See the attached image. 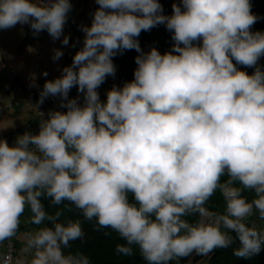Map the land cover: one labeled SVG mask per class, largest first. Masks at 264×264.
Returning <instances> with one entry per match:
<instances>
[{
	"label": "clouds",
	"instance_id": "obj_1",
	"mask_svg": "<svg viewBox=\"0 0 264 264\" xmlns=\"http://www.w3.org/2000/svg\"><path fill=\"white\" fill-rule=\"evenodd\" d=\"M83 46L61 75L46 80L34 109L39 131L9 145L0 139V246L20 238L4 264H90L65 254L83 240L79 220L60 222L68 202L85 219L138 246L148 264L207 256L238 242L234 255L264 247V32L250 0H180L165 15L159 0H95ZM70 0H0V30L29 25L33 36L63 35ZM164 25L170 51H142V31ZM61 44H69L63 36ZM136 50L134 79L97 89L115 76L113 57ZM63 56L53 49V61ZM238 66L252 68L249 74ZM47 77L48 73H42ZM33 74L31 87H36ZM76 87L83 94L69 98ZM49 96L60 108L39 111ZM219 193L223 211L209 201ZM131 196V199H130ZM35 227L21 233L22 220ZM255 218V221H253ZM235 233V236L232 235Z\"/></svg>",
	"mask_w": 264,
	"mask_h": 264
},
{
	"label": "trees",
	"instance_id": "obj_2",
	"mask_svg": "<svg viewBox=\"0 0 264 264\" xmlns=\"http://www.w3.org/2000/svg\"><path fill=\"white\" fill-rule=\"evenodd\" d=\"M159 2L163 6V14L171 15L172 4L179 3L180 0H159ZM250 2L252 4V13L260 17V19L252 26V31L264 32V0H250ZM154 29H160L171 33L164 25L154 27L150 31H142L137 39L144 52H148L151 49L147 46L148 38L146 34L151 33ZM162 49L163 52L159 49L157 50L161 54L171 50L167 44H163ZM137 55H139V53L134 49L124 50L122 53H117L112 58L113 63L116 66L117 87H122L125 82L134 79V70L137 67L135 57ZM259 62L264 63V57H262ZM238 67L249 74L253 72L252 68H245L243 66ZM41 199L46 210L50 214H55L57 211L62 212V215L59 217L60 222H67L68 220H79L81 222L84 231V238L83 240L77 239L71 241L70 246L63 249L65 254L83 253L89 258L90 264H148L143 258L138 246H132L133 252L131 255L125 256L117 253L116 245L126 242L123 239H117L115 242H112L109 237V232L113 230L111 227L99 226L95 218L92 220L85 219L83 213L68 202L53 206L50 198L42 197ZM208 206L211 209L223 211V200L220 196H214L209 201ZM232 235L235 236V233H232ZM238 246V242H235L228 248L216 249L207 256L193 254L192 264H264V247H262L261 251L256 255L241 258L234 255V249ZM188 258L189 257L183 258L181 261H185Z\"/></svg>",
	"mask_w": 264,
	"mask_h": 264
},
{
	"label": "crops",
	"instance_id": "obj_3",
	"mask_svg": "<svg viewBox=\"0 0 264 264\" xmlns=\"http://www.w3.org/2000/svg\"><path fill=\"white\" fill-rule=\"evenodd\" d=\"M49 38L46 31L33 36L27 24L0 30V139L7 140L9 145H13L17 136L25 132L36 133L32 124L35 110L19 97V90L11 85V73L14 72L17 82L28 90L41 91L46 80H53L50 78L51 70L58 69L59 65L58 60L52 59L54 48L50 47ZM49 61L55 62V67ZM45 71L47 77L42 75ZM33 74L36 87L30 86ZM26 219L22 218L25 222L21 225V233L31 228ZM14 243L18 255L20 238H15ZM3 252L4 247L0 246V264Z\"/></svg>",
	"mask_w": 264,
	"mask_h": 264
},
{
	"label": "rangeland",
	"instance_id": "obj_4",
	"mask_svg": "<svg viewBox=\"0 0 264 264\" xmlns=\"http://www.w3.org/2000/svg\"><path fill=\"white\" fill-rule=\"evenodd\" d=\"M98 5L96 4L95 0H80L78 3H76L72 10L69 12V20L71 23V28L68 34H63L60 39L53 40L51 39V36L49 38V45L51 48H58L61 49L63 52V56L58 60V69L55 70V68H52V73H50V78L55 79L61 75V70L65 66H69L72 63V58L75 55V53L83 46V39H84V33L80 30L81 25H87L90 26L92 14L96 10ZM63 36H69V44L67 46H64L61 44V40L63 39ZM148 40H147V46L148 48H157L161 52H163L162 45L167 44V46L171 49L173 45L172 40V33H169L167 31H163L160 29H154L151 33L146 34ZM45 44V43H44ZM50 63H53V66L55 67L56 63L53 61H49ZM259 65L264 67V63H260ZM52 66V65H51ZM254 71V69H253ZM113 86H117V73L115 72V76H108L105 80V82L97 89V91L100 94L101 101L106 100V93L108 90H110ZM76 88V87H74ZM77 89V88H76ZM69 98H79L78 102L80 104H83V94H71ZM35 129V128H34ZM216 196H220L219 193L216 194ZM24 218H27V214ZM255 221V218L253 219ZM35 226L31 225V228ZM109 237L112 242H115V240L122 239L118 233H116L114 230H111L109 232ZM135 246V245H133ZM20 249V248H19ZM193 257L190 256L185 261H179V264H192ZM172 264H176V262H172ZM203 264V263H202Z\"/></svg>",
	"mask_w": 264,
	"mask_h": 264
},
{
	"label": "built area",
	"instance_id": "obj_5",
	"mask_svg": "<svg viewBox=\"0 0 264 264\" xmlns=\"http://www.w3.org/2000/svg\"><path fill=\"white\" fill-rule=\"evenodd\" d=\"M80 0H70L72 7L78 3ZM71 28V23L69 20V14H68V21L65 24L63 34H68ZM52 39V38H51ZM11 85L19 90V97L22 98L26 103L35 106L37 103V100L39 98V92L38 90H28L21 86L16 79V75L14 72L11 73ZM71 94H79L78 90L76 88H72L69 92V96ZM19 100V98H18ZM49 110H60V111H66V109L60 108V98L59 97H53V98H46L44 103L39 106V111L43 112L45 114L44 118H47V113ZM39 123H40V117L36 115V112H34V116L32 119V124L36 130V133L39 131ZM4 247L3 256L1 259V263L4 264V258L6 256H11L13 259L17 256L15 252V243L14 239L11 241H5L2 245Z\"/></svg>",
	"mask_w": 264,
	"mask_h": 264
}]
</instances>
